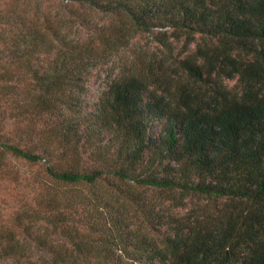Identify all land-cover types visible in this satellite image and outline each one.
I'll list each match as a JSON object with an SVG mask.
<instances>
[{
    "label": "trees",
    "instance_id": "1",
    "mask_svg": "<svg viewBox=\"0 0 264 264\" xmlns=\"http://www.w3.org/2000/svg\"><path fill=\"white\" fill-rule=\"evenodd\" d=\"M45 2L0 0V137L13 118L28 141L41 134L57 143L42 145L43 155L7 140L0 150L33 162L59 153L70 163L47 165L64 186L49 201L61 210L48 218L64 249L34 262L26 242L0 239V260L264 264V0ZM144 32L166 47L186 34L181 56L152 52L131 64L86 111L93 69ZM198 33L204 40L188 51ZM234 78L239 88L225 82ZM155 118L164 121L159 140ZM148 188L227 201L179 216L157 209Z\"/></svg>",
    "mask_w": 264,
    "mask_h": 264
},
{
    "label": "rangeland",
    "instance_id": "2",
    "mask_svg": "<svg viewBox=\"0 0 264 264\" xmlns=\"http://www.w3.org/2000/svg\"><path fill=\"white\" fill-rule=\"evenodd\" d=\"M45 4L51 9L56 7L55 0H49ZM94 16L96 20L105 18L101 13H96ZM169 31L171 32L172 29H169ZM194 38L195 40L188 46V51L195 50L197 43L204 40V35L198 33L195 34ZM169 39L171 41L170 46L166 47L156 41L153 34L140 33L128 46L121 49L110 63L93 69L89 81L90 100L85 110H94L98 91L108 86L114 74L129 68L131 64H141L152 52L158 56H172L173 58L181 56L180 52H183L187 40L186 34L179 39H174L172 36ZM109 74L111 77H109ZM225 82L230 88L240 87L237 78L226 79ZM163 124L164 121L160 119L155 118L152 121L150 134L157 140L160 139L163 133ZM18 127L13 118L6 120L3 132L7 131V133L5 137H0V140H7L42 155L44 154L42 145L57 143L51 138H44L41 134L34 136V141L30 142L23 133H20L22 127L17 130ZM101 138L104 142H107L108 133L105 132ZM57 154L33 162L16 156L5 149L0 150V239L3 245L11 243L15 238L26 242L30 248L24 250L25 256L32 258L34 262L35 260L45 259V262L48 263L49 257L59 254L64 249L61 245H58L64 242L62 231L48 222L51 215L61 210V208L58 210L53 209L49 201L51 198H54V200L62 198L64 186L48 174L47 165L49 163L53 164L58 169L70 166V163L59 160ZM85 155L87 157V153ZM92 161V158L88 157L85 160L89 163H92ZM148 190L147 195L153 200L154 205L155 202L157 203V209L161 207L165 211L167 208L168 212H173L179 216L197 214L200 211L198 210L199 207H203L205 204L215 210L221 208L227 201V199L212 196L193 193L184 194L180 189L176 190L174 194L164 189L152 190L148 188ZM173 196H176V200L173 199ZM179 199L181 200L177 201ZM178 202L183 205L177 206ZM133 211H137L136 214L139 215L137 219H134V223L144 225L142 223V212L135 209ZM80 230L84 233L89 231L84 225H80ZM153 230L147 227L149 234L157 233ZM43 242L52 243V247ZM24 262L26 261L24 260ZM0 264H16V262L6 258L0 260Z\"/></svg>",
    "mask_w": 264,
    "mask_h": 264
}]
</instances>
